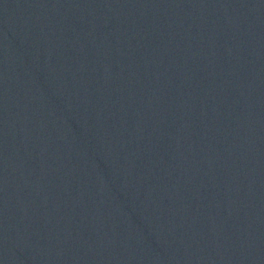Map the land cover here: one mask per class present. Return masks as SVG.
<instances>
[{
  "label": "water",
  "instance_id": "obj_1",
  "mask_svg": "<svg viewBox=\"0 0 264 264\" xmlns=\"http://www.w3.org/2000/svg\"><path fill=\"white\" fill-rule=\"evenodd\" d=\"M0 264H264V0H0Z\"/></svg>",
  "mask_w": 264,
  "mask_h": 264
}]
</instances>
